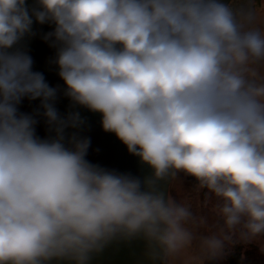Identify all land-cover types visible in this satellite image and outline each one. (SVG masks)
<instances>
[{
    "label": "clouds",
    "instance_id": "1",
    "mask_svg": "<svg viewBox=\"0 0 264 264\" xmlns=\"http://www.w3.org/2000/svg\"><path fill=\"white\" fill-rule=\"evenodd\" d=\"M38 2L0 0V264H88L118 235L142 234L168 253L193 238L189 206L87 160L90 138L65 143L78 113L60 118L55 88L13 48L33 18L55 25L44 38L59 45L74 101L101 112L156 177L183 170L220 198L228 231L202 237L211 256L237 226L244 239L264 234V83L245 75L250 57H264V34L245 30L223 0ZM25 95L42 98L55 137H39L18 111Z\"/></svg>",
    "mask_w": 264,
    "mask_h": 264
},
{
    "label": "water",
    "instance_id": "2",
    "mask_svg": "<svg viewBox=\"0 0 264 264\" xmlns=\"http://www.w3.org/2000/svg\"><path fill=\"white\" fill-rule=\"evenodd\" d=\"M228 0H223L226 4ZM31 7L39 8L38 0H26ZM54 23H40L33 18L32 31L26 33L13 48L26 51L33 60L32 69L43 73L47 83L55 88V96L49 102L56 108L58 116L70 120L78 113L74 123L70 122L63 128L65 143L75 134L76 138L88 137L90 143L86 152V159L92 163L110 164L109 170L125 172L140 179L142 188L154 190L164 194L167 198L168 185L172 177V170L161 177L154 175L153 167L143 161L139 155L130 152L127 145L113 131L102 127V113L92 110L86 105L74 101L67 93L64 80L59 76V66L56 63L58 43H52V38L45 39V33L54 28ZM19 112L28 113L35 119V131L41 138L55 137L58 124L49 123L45 116L41 97L31 98L25 95L17 104ZM40 109H43L41 112ZM188 180L198 182L192 174L186 173ZM150 181V183H149ZM165 251L155 242L149 241L142 234L131 237L116 236L108 241L104 247L91 254L88 264H164ZM48 264H74L68 259L53 258Z\"/></svg>",
    "mask_w": 264,
    "mask_h": 264
},
{
    "label": "trees",
    "instance_id": "3",
    "mask_svg": "<svg viewBox=\"0 0 264 264\" xmlns=\"http://www.w3.org/2000/svg\"><path fill=\"white\" fill-rule=\"evenodd\" d=\"M194 188V193L190 191H181V189ZM168 196L178 202L190 201L192 204L196 201L199 213L212 216L214 225L218 229L228 231L223 226L222 217L219 215L217 204L220 200L206 187L200 186L199 182L195 184L186 180L183 170H175L171 183L168 188ZM187 202V201H186ZM182 203V202H181ZM192 209V206H189ZM195 215L200 217L194 210ZM198 222V221H197ZM200 223V222H198ZM240 227L233 231L231 238L225 242V248L222 255L211 256L207 251L202 254V264H264V248H261L257 240L264 241V234L251 239H244L240 236Z\"/></svg>",
    "mask_w": 264,
    "mask_h": 264
},
{
    "label": "rangeland",
    "instance_id": "4",
    "mask_svg": "<svg viewBox=\"0 0 264 264\" xmlns=\"http://www.w3.org/2000/svg\"><path fill=\"white\" fill-rule=\"evenodd\" d=\"M264 34V31L263 33ZM245 75L248 78H257V83H264V57L255 58L253 60L252 57L249 58V61L246 64V72ZM194 188H187L181 189V191H190L193 194ZM187 201V202H186ZM181 201L182 203L186 204L187 206H192L191 212L193 213L192 217L189 218L187 221V226L193 233V238L191 242L184 247L176 250L175 252L168 253L165 251V260L164 264H202V254H205L208 250L202 244V237L208 235L210 233H217L219 234L222 229H218L212 220V216L209 214H200L198 207L196 206V201L192 204L190 201ZM194 210L198 213L200 217L195 215ZM201 217L204 218L203 222H201ZM200 223H198V222ZM259 246L264 248V241L257 240Z\"/></svg>",
    "mask_w": 264,
    "mask_h": 264
},
{
    "label": "flooded vegetation",
    "instance_id": "5",
    "mask_svg": "<svg viewBox=\"0 0 264 264\" xmlns=\"http://www.w3.org/2000/svg\"><path fill=\"white\" fill-rule=\"evenodd\" d=\"M227 4L233 9L235 13H237V18L242 23L245 30L255 28L259 29L261 33H263L264 0H228ZM253 60H255V58H253ZM251 79L255 80L256 82L258 81V79L255 77ZM102 167L108 169L110 164L104 162Z\"/></svg>",
    "mask_w": 264,
    "mask_h": 264
}]
</instances>
